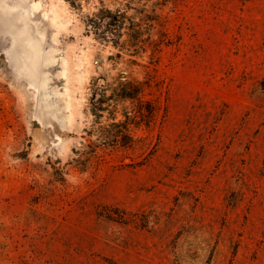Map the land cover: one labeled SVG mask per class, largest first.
<instances>
[{
  "label": "rangeland",
  "instance_id": "1",
  "mask_svg": "<svg viewBox=\"0 0 264 264\" xmlns=\"http://www.w3.org/2000/svg\"><path fill=\"white\" fill-rule=\"evenodd\" d=\"M101 1L147 3L169 43L136 148L80 169L101 2L0 0V264H264V0Z\"/></svg>",
  "mask_w": 264,
  "mask_h": 264
},
{
  "label": "trees",
  "instance_id": "2",
  "mask_svg": "<svg viewBox=\"0 0 264 264\" xmlns=\"http://www.w3.org/2000/svg\"><path fill=\"white\" fill-rule=\"evenodd\" d=\"M176 1L155 0L153 4L164 6ZM100 2L97 11L86 17V26L95 39L110 45L115 52L110 57V72L90 80L87 110L92 122L85 129L80 148L72 150L80 169L102 160L113 150L136 148L141 139L134 131L149 127L159 112L157 102L147 98L159 87L156 69L151 65H155V54L169 43L159 14L155 8L148 9L147 3L137 1L135 6L126 3L123 8L110 9ZM71 5L76 6V0H71ZM148 50L150 61L142 63ZM118 64L124 68L117 70ZM136 67L143 69L142 78L135 75Z\"/></svg>",
  "mask_w": 264,
  "mask_h": 264
}]
</instances>
